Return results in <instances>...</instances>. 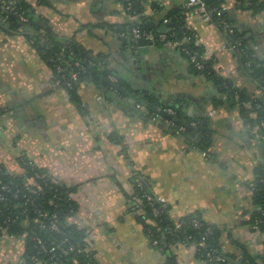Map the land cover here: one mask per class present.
<instances>
[{
  "label": "crops",
  "instance_id": "1",
  "mask_svg": "<svg viewBox=\"0 0 264 264\" xmlns=\"http://www.w3.org/2000/svg\"><path fill=\"white\" fill-rule=\"evenodd\" d=\"M28 1L35 15L44 18L45 31L0 27V109L7 110L0 114V164L12 174H24L19 158L27 156L56 182L77 186L83 200L78 201L75 192L79 210L70 221L87 229L89 247L101 264L165 263V253L151 244L135 214L126 211V191L133 187L135 172L170 205L173 218L200 211L225 229L221 240L227 251L240 255L239 245H246L252 253L264 252V233L248 223L257 210L255 169L264 163L259 128L250 132L239 105L213 108L215 98L226 97L212 88L221 84L194 71L178 45H138L110 28L140 23L144 16L157 24L167 12H181L214 59L217 73L253 97L263 96L258 81L243 73L234 51L224 47L219 26L195 14L187 0H138L139 10L133 0L132 10L124 0ZM223 8L264 61V11L254 13L238 0H227ZM7 21L0 19V24ZM29 34L45 35V41L51 36L71 40L93 56L107 55L110 67L133 87L152 90L194 119L208 117L212 156L189 146L167 123L147 118L131 98L101 101L103 93L90 82L80 85L90 111L82 115L55 83L52 68ZM99 220L108 223L106 227L98 225ZM177 249L182 264H203L188 247ZM23 253L20 238H0V264L19 263Z\"/></svg>",
  "mask_w": 264,
  "mask_h": 264
},
{
  "label": "trees",
  "instance_id": "2",
  "mask_svg": "<svg viewBox=\"0 0 264 264\" xmlns=\"http://www.w3.org/2000/svg\"><path fill=\"white\" fill-rule=\"evenodd\" d=\"M2 1L0 0V16L3 17L2 19L7 17V22L11 24V30L22 29L26 25L28 29H34L35 32L45 31L44 18L35 15V11L28 0H15L19 13L25 15L27 21H21L17 15L7 11ZM226 1L205 0L213 21L224 33L226 40L230 42L229 45L234 47V53L238 57L241 71L258 81L263 92L261 97H253L245 88L229 84L217 73L214 59L210 56L204 58V49L200 45L196 33L186 25L185 16L181 12H167L157 24L151 23L152 27L147 25L148 18L144 16L140 23L130 26L112 24L110 28L117 33H131L133 27H139L141 30L153 33L155 37L153 44L157 45L167 42H182L178 48L190 62L192 69L202 74L209 82L224 86L225 91L223 94L226 97L215 98L212 101L213 108L225 104L239 105L250 132L258 127L259 132L262 134L264 130V127H262V124H264V61L257 56L254 47L249 44L246 34L236 27L235 22L224 11L223 5ZM238 1H242L246 6L248 5L254 13L264 11V0ZM128 3L129 0L124 1L125 7L128 6ZM153 8L155 10L161 9L157 4H153ZM215 8L222 9L223 14L221 17L215 15L213 12ZM223 20L231 24L232 31L225 30ZM162 33L166 35L164 41L160 39ZM29 37H31L33 45L40 56L52 68L54 75H58L55 64L59 63L60 60L71 63L72 67L80 72L79 80L74 82L71 88H68V94L71 103L82 115L88 116L90 111L81 96L80 85L90 82L103 93L105 100L111 101L112 96L121 99L131 98L135 107L140 105L144 108L147 118H161L158 120L162 122L172 120L176 128L184 127L181 132L182 135H179V133L178 135L183 137L189 146L200 147L208 152L210 157L212 156L208 141L212 138L213 129H210L208 117L196 116L194 119L193 116L187 114L183 107L164 100L152 90L133 87L129 81L120 77L118 70L110 67L107 55L93 56L74 44V41L57 39L54 36L50 37L51 42H49L50 40L45 41L47 38L42 34H29ZM128 38L132 39L131 35ZM43 40L45 44L42 43ZM183 49H186L189 53ZM194 54H197V61L203 64L202 69H198L195 63L192 62ZM76 62L85 65L87 71L81 70ZM68 70L69 68H67V72ZM110 76L117 78L116 83L110 80ZM117 85H120L123 89H118ZM247 103L249 105H246ZM166 108L175 110L174 118L177 120L174 121L169 117L165 111ZM4 112H7V110L0 109V114ZM204 120L206 121L205 125L203 124ZM193 122H198V129L205 136V139L201 142H197L190 137L191 131L195 129L192 126ZM171 130L175 132L174 129L171 128ZM114 137L112 134L111 138L116 140ZM19 164L25 170L24 174H12L3 164H0V181L10 188V191H3L6 199L0 202V237L5 230L8 235L20 238L24 242L23 257L26 261L25 263L15 264H36V259L42 258L44 254L41 252L42 244L48 248L57 246L55 257L59 258L58 264H101L95 257V251L89 247L91 244L88 241L87 229L70 221V217L79 210V203L74 198L77 186H68L56 182L47 174L46 170L40 168L27 156H21ZM37 173H40L42 177L36 178ZM255 174L253 201L257 206V210L253 211L248 223L253 230H260L264 233V163L256 167ZM136 175L143 176L135 172L132 177L133 187L131 190L126 191L129 210L135 214L136 220L142 225L143 231L150 239L151 244L153 245L155 241H158V246L162 248L163 253L166 255L164 264H182L177 249L179 243H184L186 246L198 243L205 236L206 228H209L211 232L206 236L208 246L206 248L199 247L196 252V256L200 260L205 261L208 249H216L223 256V261L218 264H264V252L252 253L246 245H239L242 249L240 255L227 251L221 240L225 229L206 220L200 211L180 218H173L170 215V205L163 200L158 201L148 179L143 176L144 186L141 188L135 182ZM28 178H35L36 182L28 184L26 181ZM145 194L150 195L151 199L146 197ZM132 201L140 209L139 212L133 211ZM156 210L158 213H156ZM177 219L185 222L182 229H175ZM53 220H57V230L51 228ZM195 220L199 221L200 226L195 224ZM37 238H40L42 243ZM79 249H82V251L79 252Z\"/></svg>",
  "mask_w": 264,
  "mask_h": 264
},
{
  "label": "built area",
  "instance_id": "3",
  "mask_svg": "<svg viewBox=\"0 0 264 264\" xmlns=\"http://www.w3.org/2000/svg\"><path fill=\"white\" fill-rule=\"evenodd\" d=\"M124 1H128V0H124ZM3 5L6 7V10L9 11L10 13H13L15 15H17L21 21H27V18L25 17V15H23L22 13H19L17 5L15 3V0H3L2 1ZM187 5L189 8H191V10L199 15L204 21H209V22H213L214 24H216L213 21L212 15L209 12L208 6L205 2V0H187ZM133 7V3L130 2L128 3L127 9L131 10ZM213 12L215 13V15L217 17H221L223 14V11L221 8H215L213 10ZM225 30L227 31H232V26L230 23L226 22V21H222ZM217 25V24H216ZM218 26V25H217ZM117 33V32H116ZM120 37H125L128 38L129 35H131L132 39H146L147 41L153 43V41L155 40L154 34L148 31H144L141 30L139 27H133L131 29V33H127V32H119L117 33ZM225 36V35H224ZM197 37V35H196ZM160 39L162 41L166 40V35L164 33L160 34ZM189 40V39H188ZM175 45H181L182 42H172ZM229 41L226 40L225 38V46L227 49H231L234 51V47L229 45ZM185 52L189 53L186 49H183ZM207 49H204V58H209L212 57L210 54L207 53ZM192 62L195 63V66L198 69H202L203 68V64L199 61H197V54L192 56ZM77 66H80V69L83 70L84 72L87 71V67L85 65H83L81 62H76ZM67 68H69L68 72H67ZM55 69L57 71V74L59 75H54V80L55 83L57 84V86L63 88L64 90H66L68 92V88H71L73 86V83L79 80V71H76L74 69V67H72V64L64 61V60H60L59 63L55 64ZM110 80L114 83H116L117 78L115 76H110ZM101 101L105 102V99L103 97V99ZM165 111L167 112V114L171 117H175V110L172 108H166ZM215 110H209L208 114L210 116L215 115ZM155 120H160L161 118H154ZM165 123H167V125L169 126V128L174 129L175 132L179 135H182L181 132L182 130H184V127L181 128H176L173 121L172 120H165ZM192 126L195 129H198V122H193ZM262 127H264V124H262ZM262 137L264 138V130L262 133ZM204 155L206 157L210 156V154L206 151H204ZM36 178H40L42 177V175L40 173H37ZM28 184H34L36 182L35 178H28L26 179ZM135 182L139 187H143L144 186V178L141 175H136L135 177ZM1 183V190H0V202L4 201L6 199L4 192L3 191H10V188L7 184H2ZM146 197L150 198V195L145 194ZM156 196V195H155ZM156 198L158 199V201H160L161 199H159L157 196ZM162 201V200H161ZM132 205V209L135 212H139L140 209L137 208L136 205H134L133 201L131 202ZM156 213H158V211L156 210ZM43 215V214H42ZM195 224L200 226V223L198 220H195ZM185 225V222L183 220H179L177 219L175 221V229H182V227ZM51 228L52 229H58V224H57V220H53L51 222ZM210 229L206 228L205 230V236L198 242V243H193L191 244V246H186L184 243H179V248L180 247H188L190 250H192V252L196 255L197 250H199V247L202 248H206L208 245L206 243V236L208 234H210ZM5 237H13L14 236H10L8 235L5 230L3 231V235L0 238H5ZM38 241L40 243H42V240L40 238H37ZM153 246L158 249L159 251H162V248L158 246V241H155L153 243ZM57 251V246H52L51 248L46 247V245L42 244L41 245V252L44 253L42 258H38L36 259V264H58L59 262V258L55 257V252ZM82 249H79V252H81ZM49 257V259H48ZM48 259V260H47ZM26 259L22 256L19 263H25ZM203 262V264H218L220 261H223V256L221 255V252L217 251L216 249H208V251L206 252V258L205 261L201 260Z\"/></svg>",
  "mask_w": 264,
  "mask_h": 264
},
{
  "label": "water",
  "instance_id": "4",
  "mask_svg": "<svg viewBox=\"0 0 264 264\" xmlns=\"http://www.w3.org/2000/svg\"><path fill=\"white\" fill-rule=\"evenodd\" d=\"M134 5H135L136 9L139 10V1L138 0H134ZM2 18L3 17L0 16V19H2ZM147 25H149L150 27H152L151 21H147ZM0 27L3 28V29H5V30H8V31L11 30L10 29L11 24L9 22H6L3 25L0 24ZM24 27L27 28L26 25ZM133 41H134L133 43L138 44V45L151 44V42L147 41L146 39H138V40L134 39ZM117 88L118 89H123L120 85H117ZM212 88L215 89L214 91H215L216 95L219 94V93H224V91H225L224 87L221 86V85H219L218 87L213 86ZM209 98L212 99V96L209 97ZM169 117L171 119H173L174 121L177 120L174 117H171V116H169ZM203 124L204 125L206 124V121L205 120L203 121ZM190 137L193 138V139H196L197 142H201V141H203L205 139V136L202 134V132L199 129H193L191 131V133H190Z\"/></svg>",
  "mask_w": 264,
  "mask_h": 264
},
{
  "label": "rangeland",
  "instance_id": "5",
  "mask_svg": "<svg viewBox=\"0 0 264 264\" xmlns=\"http://www.w3.org/2000/svg\"><path fill=\"white\" fill-rule=\"evenodd\" d=\"M78 188H79V186H78ZM79 190V189H78ZM76 198H77V200L79 201V200H83V196H81V194H79V192L76 190ZM89 194V193H88ZM94 200H95V198H94ZM126 211L128 212V213H131L130 212V210H129V205H128V199H126ZM92 216L93 215H91V218H92ZM110 218H111V216H109ZM119 217H120V215H118V216H114L113 218H111V221L112 222H115L116 220H118L119 219ZM87 218H88V216H87ZM90 218V219H91ZM98 221V220H97ZM100 222L98 223V225H100V226H105L106 227V225L108 224V223H106V222H104V221H102V220H99ZM93 222V221H92Z\"/></svg>",
  "mask_w": 264,
  "mask_h": 264
}]
</instances>
